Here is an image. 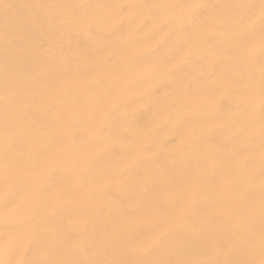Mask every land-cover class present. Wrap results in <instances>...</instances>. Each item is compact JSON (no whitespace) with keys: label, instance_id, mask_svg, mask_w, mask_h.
Returning <instances> with one entry per match:
<instances>
[{"label":"snow or ice","instance_id":"6c2138e0","mask_svg":"<svg viewBox=\"0 0 264 264\" xmlns=\"http://www.w3.org/2000/svg\"><path fill=\"white\" fill-rule=\"evenodd\" d=\"M0 51V264H264V0L2 3Z\"/></svg>","mask_w":264,"mask_h":264},{"label":"bare ground","instance_id":"6f19581e","mask_svg":"<svg viewBox=\"0 0 264 264\" xmlns=\"http://www.w3.org/2000/svg\"><path fill=\"white\" fill-rule=\"evenodd\" d=\"M39 3L41 0H0V4L2 3H15V4H24V3ZM44 2L48 3H61V2H73V3H93L97 2V0H44ZM99 2H104V0H99ZM121 2H133V0H121ZM203 3H217L221 2V0H200ZM51 32H55V23L49 29ZM37 37L41 36V33H36ZM72 45L75 46L77 44L84 45L87 44V38L85 36H81L78 33L74 34V39L71 41ZM135 52L130 53V55H134ZM29 60H33V63H29ZM13 71H17V63H19L18 72L21 76L27 75L29 72L36 73L40 72L46 64V59H41L40 57H25L19 62L12 61ZM131 63L133 65L139 63V61L132 60ZM4 80V56L3 52L0 51V92H2V85ZM159 84V81L156 82ZM78 87V86H77ZM163 89L158 93L160 95L163 94ZM135 120L140 124H147L152 121L155 113L156 107L154 105H149L147 102L143 104H136L135 106ZM3 119V104L0 103V121ZM162 142L165 140L172 139L173 144H170L169 147H173L175 144H179V139L176 138V134L169 129H163L160 133ZM58 181L63 180V176H57ZM113 201L117 208H127L129 210L134 209V202L130 199L129 195L124 191H116L113 195ZM210 223H218L219 221H213L209 218ZM149 225L147 223V217L142 213H137V218L135 222H125L119 216L112 217H100L97 220L96 225L91 231V235L93 238L98 237L99 235H103L105 232L109 233L113 236V239L110 242V247L113 252L114 259H120V240L117 238L121 231H127L129 233H140L146 231ZM192 245L189 244V248ZM153 256L155 258H159L162 260H175V259H195L198 258L197 253L194 251H187L186 253H176L173 251H169L164 248L157 249Z\"/></svg>","mask_w":264,"mask_h":264}]
</instances>
